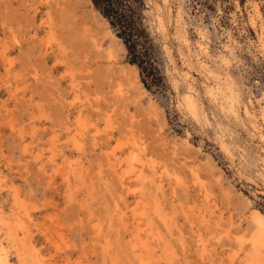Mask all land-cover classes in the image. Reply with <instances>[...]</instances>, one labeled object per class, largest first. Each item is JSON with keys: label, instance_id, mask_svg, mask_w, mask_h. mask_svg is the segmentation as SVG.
Here are the masks:
<instances>
[{"label": "rangeland", "instance_id": "374dc122", "mask_svg": "<svg viewBox=\"0 0 264 264\" xmlns=\"http://www.w3.org/2000/svg\"><path fill=\"white\" fill-rule=\"evenodd\" d=\"M145 5L159 90L91 0H0V264H264V0Z\"/></svg>", "mask_w": 264, "mask_h": 264}, {"label": "trees", "instance_id": "16d2710c", "mask_svg": "<svg viewBox=\"0 0 264 264\" xmlns=\"http://www.w3.org/2000/svg\"><path fill=\"white\" fill-rule=\"evenodd\" d=\"M108 21L127 50V59L138 67L145 87L161 89L162 77L156 66V48L143 22L145 0H91Z\"/></svg>", "mask_w": 264, "mask_h": 264}, {"label": "bare ground", "instance_id": "6f19581e", "mask_svg": "<svg viewBox=\"0 0 264 264\" xmlns=\"http://www.w3.org/2000/svg\"><path fill=\"white\" fill-rule=\"evenodd\" d=\"M90 1V0H89ZM65 12V11H64ZM74 12H71V14L68 16V23H69V30H71L73 39L75 40L76 44L78 45L79 48V43L82 45L83 48L86 47V49H83L87 56L92 55V53L95 55L93 51H95L97 54H99L100 57L101 52H102V46L101 44L97 43V39H94L92 31L88 24L86 22H81V21H76L74 19ZM105 21V20H104ZM65 22V21H64ZM98 35V33H97ZM101 38V37H100ZM102 39V38H101ZM74 43V42H73ZM75 44V43H74ZM82 49V48H81ZM80 50V49H78ZM81 52L79 51V54ZM110 55V54H109ZM82 56V53H81ZM82 58V57H81ZM89 59V57H88ZM93 61V60H92ZM97 63V62H96ZM85 65V64H84ZM99 68V67H98ZM99 70V69H98ZM94 71V70H93ZM101 73V72H100ZM104 75L100 74V80L102 82L109 81L110 79V69L105 70ZM12 80V79H11ZM99 80V81H100ZM115 81V80H114ZM97 82V81H96ZM23 83V82H22ZM11 84V83H10ZM102 84V83H101ZM103 87V86H102ZM107 93V92H106ZM18 100V99H17ZM5 104V103H4ZM35 111V110H34ZM36 112V111H35ZM35 165V164H34ZM43 181V180H42ZM40 206V205H39ZM258 214L254 217V225L256 227V235L254 237V242L253 245L256 248H261L264 250V215ZM2 247V246H1ZM59 247V246H58ZM1 260V259H0ZM5 262V261H3ZM2 264V263H1Z\"/></svg>", "mask_w": 264, "mask_h": 264}]
</instances>
